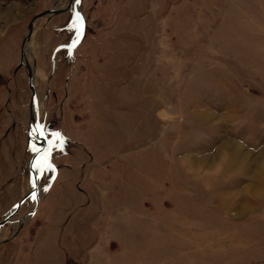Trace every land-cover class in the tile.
Masks as SVG:
<instances>
[{
	"label": "rangeland",
	"instance_id": "1",
	"mask_svg": "<svg viewBox=\"0 0 264 264\" xmlns=\"http://www.w3.org/2000/svg\"><path fill=\"white\" fill-rule=\"evenodd\" d=\"M67 1L0 0V219L46 150L0 264H264V0H71L36 17L24 45L49 149L16 66L32 16Z\"/></svg>",
	"mask_w": 264,
	"mask_h": 264
},
{
	"label": "water",
	"instance_id": "2",
	"mask_svg": "<svg viewBox=\"0 0 264 264\" xmlns=\"http://www.w3.org/2000/svg\"><path fill=\"white\" fill-rule=\"evenodd\" d=\"M71 4V0H68L66 2V5L61 6V7H49L46 9H43L39 12H37L35 15L32 16V18L29 20L27 27H26V32L25 35L23 37L22 40V46H21V50H20V60L18 65L16 66V69L20 66H23L26 69V73H27V85L29 87V91H30V100H29V109H30V113L33 110V115H31L30 119L32 120V122L34 123L35 120L38 121V104H37V99H36V90H35V86H34V82H33V75H32V71L30 69V65L28 64V62L26 61V57L24 56V43L26 42V40L29 38L31 30H32V25H33V20L36 17H49L53 14H58L61 11H64L65 9H67ZM79 18H80V23H81V28H80V33L82 34L83 29H84V21H83V17L82 15L79 13ZM32 108V110H31ZM35 117V119L32 118ZM36 133L40 136V138L42 139V144L43 145H47L48 148L50 149V142L48 141L47 136L44 133V130L42 129V127H35L34 128ZM36 160V153H31V155L29 156L28 160H27V167H28V173L29 176L33 179V187L32 189H30L27 193H25V195H23L2 217V219H0V226L3 225L5 222H7L10 217L18 210L19 206L22 204V202L29 197L30 195H33L35 197V205H37L38 202V196L36 194V185H37V178L32 170V164L33 162ZM21 225L19 224V226L17 227V229L20 227ZM16 229V230H17Z\"/></svg>",
	"mask_w": 264,
	"mask_h": 264
},
{
	"label": "bare ground",
	"instance_id": "3",
	"mask_svg": "<svg viewBox=\"0 0 264 264\" xmlns=\"http://www.w3.org/2000/svg\"><path fill=\"white\" fill-rule=\"evenodd\" d=\"M32 31V30H31ZM27 40H29V38L27 39ZM26 40V41H27ZM27 48H28V45H27V43H26V45H24V56L26 57V55H28L29 54V50H27ZM26 61L28 62V64L30 65V69H31V71L33 72V73H35L33 70H32V64L28 61V59L26 58ZM36 99H37V92H36ZM37 104H38V100H37ZM39 109V108H38ZM31 110H32V108H31ZM31 115H33V110H32V112H31ZM32 118L33 119H35V117H33L32 116ZM32 121V120H31ZM38 122H39V120L37 121V120H35V122L33 123V127L35 128V127H37L38 126ZM38 128V127H37ZM35 130V129H34ZM36 132V131H35ZM37 134V133H36ZM37 136H38V139L40 140V136L37 134ZM41 141V140H40ZM36 142L37 143H35V144H33V148H34V153H36V160L33 162V164H32V170H33V172H34V174H35V176H36V178H37V174H38V172H40V170L42 169V167H43V161H41V160H39L40 158H43V156L46 154V150H42L41 148H42V146L39 144V142L36 140ZM31 182H32V185H33V179L31 180ZM30 189H32V187H31V185H30V188H29V190ZM38 192H39V185L37 184L36 185V194H38ZM27 216V215H26ZM27 218V217H26ZM22 219H25V216H23V218ZM24 221V220H23Z\"/></svg>",
	"mask_w": 264,
	"mask_h": 264
},
{
	"label": "snow or ice",
	"instance_id": "4",
	"mask_svg": "<svg viewBox=\"0 0 264 264\" xmlns=\"http://www.w3.org/2000/svg\"><path fill=\"white\" fill-rule=\"evenodd\" d=\"M77 2H79V0H77ZM77 15L79 16V14H77ZM79 39H80V36L77 35V38H76L75 41H73V44L75 45L79 41Z\"/></svg>",
	"mask_w": 264,
	"mask_h": 264
},
{
	"label": "crops",
	"instance_id": "5",
	"mask_svg": "<svg viewBox=\"0 0 264 264\" xmlns=\"http://www.w3.org/2000/svg\"><path fill=\"white\" fill-rule=\"evenodd\" d=\"M61 171H62V172H64V171H65V169H61ZM73 171H74V170H72L71 172H73Z\"/></svg>",
	"mask_w": 264,
	"mask_h": 264
}]
</instances>
